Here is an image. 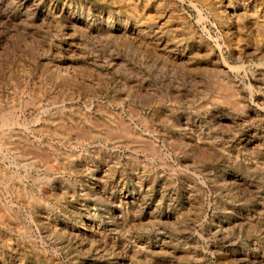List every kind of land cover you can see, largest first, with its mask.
I'll use <instances>...</instances> for the list:
<instances>
[{
	"label": "rangeland",
	"instance_id": "obj_1",
	"mask_svg": "<svg viewBox=\"0 0 264 264\" xmlns=\"http://www.w3.org/2000/svg\"><path fill=\"white\" fill-rule=\"evenodd\" d=\"M0 264H264V0H0Z\"/></svg>",
	"mask_w": 264,
	"mask_h": 264
}]
</instances>
